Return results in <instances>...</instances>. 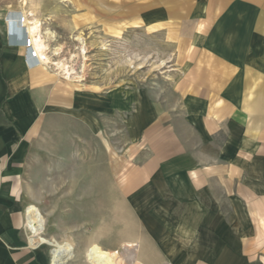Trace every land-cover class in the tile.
Listing matches in <instances>:
<instances>
[{
  "label": "crops",
  "instance_id": "1",
  "mask_svg": "<svg viewBox=\"0 0 264 264\" xmlns=\"http://www.w3.org/2000/svg\"><path fill=\"white\" fill-rule=\"evenodd\" d=\"M119 2L126 5L116 23L99 22L105 33L131 27L171 39L174 20H205L180 45L190 54L170 92L65 84L39 58L29 62L22 1L0 0V264H53L52 245L39 240L44 225L30 227L23 192L22 137L49 115L94 131L120 126L127 155L116 169L117 194L137 230L111 247L110 227L104 248L121 245L140 264H264V0ZM63 14V35L77 26L89 34L95 18H108ZM243 32L249 37L239 43ZM210 34L211 42L201 37ZM114 258L124 264L120 253Z\"/></svg>",
  "mask_w": 264,
  "mask_h": 264
},
{
  "label": "rangeland",
  "instance_id": "2",
  "mask_svg": "<svg viewBox=\"0 0 264 264\" xmlns=\"http://www.w3.org/2000/svg\"><path fill=\"white\" fill-rule=\"evenodd\" d=\"M21 1L26 12L23 19L26 28V15L32 12L29 18L34 16L43 22V36L50 42L49 55L71 65L68 78L54 64H48L54 72H59L60 81L102 90L129 85L150 88L155 93L170 92L183 78V59L190 54L189 50H181L180 45L191 42L192 34L202 31L200 28L205 25L203 19L186 24L183 20H174L171 22L176 31L173 39L164 32L148 35L131 27L123 31L120 27L112 33L109 29L105 33L99 22L116 23L126 5L119 0ZM88 11L108 18H95L97 24L89 34L79 29L80 26L69 35L60 33L57 19L63 12L68 15ZM201 37L211 42L213 35ZM248 37L249 33L243 32L237 35L236 41L241 43ZM116 128L108 123L106 130L94 131L71 116L49 115L22 137L27 150L23 192L26 203L31 204L29 224L33 230L44 225L42 235L46 239L39 237V240L52 245L53 264H111L112 261L119 264L120 259L114 258L119 253L124 264H140L130 256L133 253L124 257L121 245L112 250L104 248L110 227L111 247L121 243L119 239L125 234L137 230L131 216L122 211L123 203L117 194L121 175L116 174V169H120L127 153L120 126ZM103 139L110 145H104ZM105 203H113V210L105 211ZM35 238L38 241V236ZM124 247L132 248L130 244Z\"/></svg>",
  "mask_w": 264,
  "mask_h": 264
},
{
  "label": "bare ground",
  "instance_id": "3",
  "mask_svg": "<svg viewBox=\"0 0 264 264\" xmlns=\"http://www.w3.org/2000/svg\"><path fill=\"white\" fill-rule=\"evenodd\" d=\"M31 11V10H30ZM29 15L32 14V12H28ZM26 15V21H27V31H28V37L26 38V50L28 45V38L30 39V43L32 45V50L36 51V57H34L33 60L36 58H39V60L45 64L48 65L54 64L57 70L61 71L65 76L68 78L71 76V69L66 63H62V61H56L49 55L50 46H49V40L45 38V35L43 36L42 33V24L40 19H37L36 17L29 18V15ZM33 15V14H32ZM36 15V13H35ZM50 33V32H49ZM52 34V33H51ZM34 48V49H33ZM85 51V50H84ZM64 61V60H63ZM36 62V60H35ZM74 71V69H73Z\"/></svg>",
  "mask_w": 264,
  "mask_h": 264
},
{
  "label": "built area",
  "instance_id": "4",
  "mask_svg": "<svg viewBox=\"0 0 264 264\" xmlns=\"http://www.w3.org/2000/svg\"><path fill=\"white\" fill-rule=\"evenodd\" d=\"M13 16H16V17H18L19 18V14H17V15H13ZM24 33H25V31H24ZM27 56H28V60H29V62L30 61H32V63L31 64H36V63H38V62H35V60H33L34 59V57H36V51L35 50H32V45H31V43H30V39L28 38V45H27Z\"/></svg>",
  "mask_w": 264,
  "mask_h": 264
},
{
  "label": "water",
  "instance_id": "5",
  "mask_svg": "<svg viewBox=\"0 0 264 264\" xmlns=\"http://www.w3.org/2000/svg\"><path fill=\"white\" fill-rule=\"evenodd\" d=\"M19 24V23H18Z\"/></svg>",
  "mask_w": 264,
  "mask_h": 264
}]
</instances>
